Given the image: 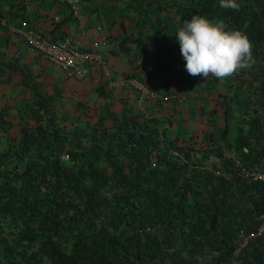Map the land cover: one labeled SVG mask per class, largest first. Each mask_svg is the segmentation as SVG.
<instances>
[{
  "label": "trees",
  "instance_id": "obj_1",
  "mask_svg": "<svg viewBox=\"0 0 264 264\" xmlns=\"http://www.w3.org/2000/svg\"><path fill=\"white\" fill-rule=\"evenodd\" d=\"M237 3L239 11L221 8L220 0L106 3L123 33L118 57L149 56L152 42L159 51L173 46L182 69L175 37L193 15L223 21L225 30L249 38L250 69L225 79L193 77L185 69L175 78L186 93L224 88L205 111L209 124L223 119L220 142L210 132L206 139L171 136L158 118L126 103L61 123L52 96L40 91L27 65L0 56V73L17 72L32 104L30 111L17 108L16 131L8 107H0V264H264V231L248 235L237 251V229H255L264 213V181L241 171L264 155V0ZM5 4L0 0V21L28 27L24 0ZM55 15L51 28L39 31H67L69 12ZM212 157L220 173L205 165Z\"/></svg>",
  "mask_w": 264,
  "mask_h": 264
},
{
  "label": "rangeland",
  "instance_id": "obj_2",
  "mask_svg": "<svg viewBox=\"0 0 264 264\" xmlns=\"http://www.w3.org/2000/svg\"><path fill=\"white\" fill-rule=\"evenodd\" d=\"M54 1L24 0L25 13L30 20L29 23L25 22L28 27H19L12 21L7 22L4 16L1 17L0 56L5 59L17 58L27 65L38 81L40 91L52 96L61 123L71 125L72 122L84 120L89 114L102 110L108 103L116 110L126 103L145 118H158V127L171 136L198 134L199 138L206 139L210 132L220 142L223 119L221 115H217L213 123L209 124L205 111L212 107L218 98L217 93L224 91V88H214L201 94L183 91L181 79L175 78L185 70V66L181 69L183 61L173 46L159 51L150 42L146 49L149 56L141 53L133 59L128 57L110 64L101 59L103 63H89L84 74L68 73L38 55L28 37L20 30L32 27L47 32L55 14L65 16L69 12L74 18L67 0H62L65 2L63 6L56 5ZM111 1L113 0H80L79 5H83L84 10L91 14H108L106 3ZM1 4L6 8L5 0H1ZM12 26L16 31L11 30ZM135 80L145 84L146 90H138ZM100 87L104 88V93L98 92ZM4 106L8 107L7 115L12 118L11 129L16 131V117L19 113L17 108H26L27 111L32 109L31 94L23 87L17 72L0 73V107ZM65 151L68 152V149ZM226 155L235 163L241 164L239 155L234 150H228ZM205 165L215 173L222 171L218 158H209ZM251 170H264V155ZM258 224L259 221L257 226ZM177 243L179 246L182 244L181 240Z\"/></svg>",
  "mask_w": 264,
  "mask_h": 264
},
{
  "label": "clouds",
  "instance_id": "obj_3",
  "mask_svg": "<svg viewBox=\"0 0 264 264\" xmlns=\"http://www.w3.org/2000/svg\"><path fill=\"white\" fill-rule=\"evenodd\" d=\"M223 9L240 10L237 0H220ZM176 40L189 75L204 79L232 77L240 69H250L252 43L241 31H227L223 21L193 15L177 30Z\"/></svg>",
  "mask_w": 264,
  "mask_h": 264
},
{
  "label": "built area",
  "instance_id": "obj_4",
  "mask_svg": "<svg viewBox=\"0 0 264 264\" xmlns=\"http://www.w3.org/2000/svg\"><path fill=\"white\" fill-rule=\"evenodd\" d=\"M67 1L71 6L72 16L76 17L80 0ZM54 19L57 20L58 15H55ZM11 30L16 31V28L12 26ZM20 31L28 37L38 55L68 73L84 74L89 63H103V60L99 57L96 45L83 47L79 36L74 31L67 30L59 33V35L43 34L32 27ZM134 84L138 90H146V86L142 82L135 80ZM62 159H68L66 151H63ZM251 169L253 168L242 166L241 171L245 175L250 174L253 178L264 181V170ZM257 220L259 224L254 230L246 231L244 227L237 229V251L245 245L248 235H258L264 231L263 212L257 216Z\"/></svg>",
  "mask_w": 264,
  "mask_h": 264
},
{
  "label": "crops",
  "instance_id": "obj_5",
  "mask_svg": "<svg viewBox=\"0 0 264 264\" xmlns=\"http://www.w3.org/2000/svg\"><path fill=\"white\" fill-rule=\"evenodd\" d=\"M83 5H79L77 15L63 28L74 31L80 39L83 47L96 45L99 57L105 62H118L123 57L116 56L115 50L119 46V39L123 36L119 27L112 21V14L84 10ZM103 18V19H102Z\"/></svg>",
  "mask_w": 264,
  "mask_h": 264
}]
</instances>
